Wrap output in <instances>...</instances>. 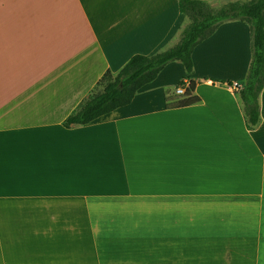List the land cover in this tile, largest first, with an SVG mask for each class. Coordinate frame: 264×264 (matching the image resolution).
I'll use <instances>...</instances> for the list:
<instances>
[{
  "label": "crops",
  "instance_id": "obj_1",
  "mask_svg": "<svg viewBox=\"0 0 264 264\" xmlns=\"http://www.w3.org/2000/svg\"><path fill=\"white\" fill-rule=\"evenodd\" d=\"M186 22L178 0H0V264H264V87L248 129L228 84L246 77L248 24L194 48L200 102L167 107L174 61L64 125L105 71Z\"/></svg>",
  "mask_w": 264,
  "mask_h": 264
},
{
  "label": "trees",
  "instance_id": "obj_2",
  "mask_svg": "<svg viewBox=\"0 0 264 264\" xmlns=\"http://www.w3.org/2000/svg\"><path fill=\"white\" fill-rule=\"evenodd\" d=\"M178 9L186 19L178 41L152 55L135 54L117 71L107 70L64 120L65 126L84 125L119 107L129 104L137 91L151 83L170 62H180L184 76L177 85L165 90L167 107L177 108L196 104L200 98L194 94L196 82L193 73L194 48L211 36L217 27L228 21H243L249 25L251 60L241 88L234 93L240 102L248 129L260 120L259 95L264 87V0L225 1L213 6L206 0H178ZM184 80H188L185 87ZM229 85L231 83H228ZM179 86L182 94H174Z\"/></svg>",
  "mask_w": 264,
  "mask_h": 264
},
{
  "label": "built area",
  "instance_id": "obj_3",
  "mask_svg": "<svg viewBox=\"0 0 264 264\" xmlns=\"http://www.w3.org/2000/svg\"><path fill=\"white\" fill-rule=\"evenodd\" d=\"M186 84H188V82L187 81H184V85H186ZM230 87L235 91V90H239L240 88H241V84L240 83H238V82H233V83H231L230 84ZM184 91V87H178L177 89H176V92L177 93H182Z\"/></svg>",
  "mask_w": 264,
  "mask_h": 264
},
{
  "label": "rangeland",
  "instance_id": "obj_4",
  "mask_svg": "<svg viewBox=\"0 0 264 264\" xmlns=\"http://www.w3.org/2000/svg\"><path fill=\"white\" fill-rule=\"evenodd\" d=\"M225 1H231V0H223V1H219L218 3H215L213 6H220V5H221L222 3H224ZM241 1H247V0H241ZM178 38H179V37H177V41H178ZM177 41H176V42H177ZM179 81H180V80H179ZM179 81H178V82H179ZM178 82H177V84H178ZM180 87H181V86H180Z\"/></svg>",
  "mask_w": 264,
  "mask_h": 264
}]
</instances>
